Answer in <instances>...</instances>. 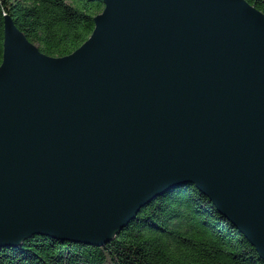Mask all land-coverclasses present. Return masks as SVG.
Returning <instances> with one entry per match:
<instances>
[{
  "label": "water",
  "instance_id": "1",
  "mask_svg": "<svg viewBox=\"0 0 264 264\" xmlns=\"http://www.w3.org/2000/svg\"><path fill=\"white\" fill-rule=\"evenodd\" d=\"M89 38L40 51L5 15L0 249L102 247L195 185L264 261V13L247 0H103Z\"/></svg>",
  "mask_w": 264,
  "mask_h": 264
},
{
  "label": "trees",
  "instance_id": "2",
  "mask_svg": "<svg viewBox=\"0 0 264 264\" xmlns=\"http://www.w3.org/2000/svg\"><path fill=\"white\" fill-rule=\"evenodd\" d=\"M264 13V0H247ZM103 0H0V65L5 15L41 52L65 56L94 30ZM0 264H264L249 240L195 185L144 206L111 242L95 247L35 235L0 249Z\"/></svg>",
  "mask_w": 264,
  "mask_h": 264
}]
</instances>
